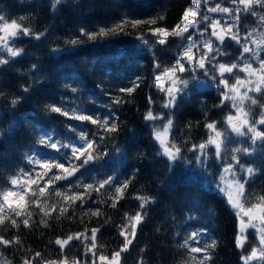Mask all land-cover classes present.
Segmentation results:
<instances>
[{
  "label": "trees",
  "instance_id": "trees-1",
  "mask_svg": "<svg viewBox=\"0 0 264 264\" xmlns=\"http://www.w3.org/2000/svg\"><path fill=\"white\" fill-rule=\"evenodd\" d=\"M229 1L210 0V6L220 3L222 7H227ZM190 5L191 0H78V3L65 0L53 11L50 0H0V15L17 20L35 32L47 29L40 40L27 37L17 39L11 46L23 49L21 56L14 58L12 67L0 70V90L7 93L0 98V188L5 185L11 187L5 169L17 172L21 168H33L24 158V153L29 150H32L33 154L38 153V158L52 162L48 158L56 157L57 153L41 144V140L46 139L47 135L51 134L55 139L71 138L75 143L76 134L69 131L65 125L74 124L76 128L86 127L89 130L95 128L91 124H81L74 119L48 111L47 105L53 102L59 105L62 98L72 97V87L78 90V97L69 99L65 105L70 109V114L72 109L79 108L82 112L96 111L106 116L108 112L101 105L111 104L113 96L130 101L122 105H111L118 113L119 120L123 122L121 132L115 140L123 150V155L111 152L91 164L90 170L84 172L85 181L91 182L93 178L98 180L107 175H114L118 180H123L131 175L134 168L141 169L129 186L126 198L119 202L116 209L101 204V198L96 192L92 193V198L97 200V203L89 200L85 205L86 209L102 208V213L112 220V223L105 225L101 230L102 234H98L97 255L110 256L121 246L123 238L119 237V230L114 225L122 222L121 218L125 212L134 213L137 210L139 201L135 199L136 196L147 195L156 200L137 238L130 245L129 251L123 254L126 264H136L141 256L143 264H185V261L190 264L189 256L184 255L187 250L180 248L177 242L182 243L187 231L201 225L206 226L218 241V246L212 253V264H241V250L235 247L236 217L223 197L209 189L207 180L211 177L201 176L195 169V163L191 166L177 164L169 173L167 160L156 155L159 148L152 138V125L159 127L167 117L147 125L143 120L149 107L153 108L154 113L161 115L169 111L163 108V93L152 84L153 53L149 48L155 51L163 70V67L174 63L177 46L181 44L178 37H169L167 50H163L165 46L155 44L157 37L151 35L148 29L156 26L173 28L179 22L184 9ZM202 9L207 10V7L202 4ZM158 14L163 15L164 19L158 20L157 25L141 24L133 28L128 24L124 33H109L95 41L83 37L81 39L85 42L75 48L65 43L79 37L82 28L99 31L102 27H112L124 16L146 20ZM21 16L25 17L23 21L19 19ZM256 22V17L249 16L242 20L241 27L251 30L255 28ZM260 31L264 29L256 28L258 35ZM141 32L149 41L148 45H143L137 39ZM241 35H244L243 31ZM196 38L194 34L193 39ZM229 43L231 47L228 52L234 60L239 55L238 46L234 42ZM57 47L68 50L52 52V49ZM33 64L38 66V72H30ZM236 75H239V72H236ZM29 76L33 80L37 77L41 79L26 94L21 89L30 83ZM137 76L141 77L140 87L136 88L131 96L118 91L121 86L132 87L133 78ZM233 78L235 77H230L229 82ZM186 93L173 110L174 127L169 135L181 139L189 136L191 139H182V142L190 145L206 140L204 124L207 121L215 120L220 128L226 129L224 118L230 110L228 105L222 109L215 107L219 104L220 97L214 87L209 88L196 81H190ZM12 96L24 97L15 109H12L10 103ZM149 96L154 99L152 105L148 104ZM259 96L260 94L256 93L252 97ZM261 104H264V98L259 99L258 104L253 106L260 107ZM204 111L208 112L207 117ZM189 124L191 128L186 127ZM129 129L134 131L135 135H132ZM229 135L233 140V143L228 145L229 149L242 146L238 143L242 139L234 138L230 132ZM244 159L246 161V158ZM261 163H264V155L258 154L256 165ZM210 171L219 173L215 161ZM64 183L66 182H56L54 187L59 189ZM246 190L249 198L245 207H248L256 202L258 195H264V175L257 174L255 183L246 185ZM39 196L37 191L36 197ZM45 197L46 203L40 205L42 208H50L51 205L63 202L61 197L56 196L55 191H46ZM43 199L45 198L42 197L41 200ZM104 199H107V196ZM193 201L199 204L195 215L201 219L199 222H185L182 217L189 214L188 210ZM75 207L76 214L72 219L64 216L57 219L59 213H53L48 218L49 226L46 228L41 223L43 213L33 204L31 232L22 225L19 230L11 228L10 225L7 231L0 229V234L6 237L20 235L23 248L27 251L17 252L15 246L11 249H3L0 246V256L6 261H11V264H20L22 257L33 256L37 251L44 258L41 264L62 258L51 241L57 236L82 232L86 227L90 229L103 223V220L92 216L90 212L85 214L79 208V202ZM209 209L214 211L212 219L207 215ZM72 210V207H69L68 215L72 214ZM170 216L177 218L176 226L169 223ZM156 227H160L161 231L156 232ZM246 235L250 242L246 247L247 251H250V245L255 241L251 232L247 231ZM74 243L77 246L67 250L68 258L82 260L85 249L79 242ZM141 249H144L143 253ZM91 258L89 254L88 259Z\"/></svg>",
  "mask_w": 264,
  "mask_h": 264
},
{
  "label": "snow or ice",
  "instance_id": "snow-or-ice-1",
  "mask_svg": "<svg viewBox=\"0 0 264 264\" xmlns=\"http://www.w3.org/2000/svg\"><path fill=\"white\" fill-rule=\"evenodd\" d=\"M53 11L57 6L64 3L65 0H50ZM78 3V0H74ZM234 8L222 7L220 3L210 6V0H203V6L207 7V13H223L224 15L214 18L202 11L201 0H191V5L186 7L180 16L179 22L171 29L163 26L150 27L148 31L151 35L157 37L155 44L165 46L167 50L169 37H178L181 44L177 46V52L174 63L171 66L163 67L156 58V53L152 48L149 51L153 53V74L152 84L163 96V108L168 109L166 113H154L153 108L149 107L143 120L147 125L149 122L162 120L167 117L166 122L159 127L152 125V138L159 146L160 150L156 155L165 157L169 173L177 164L195 167L201 176L211 177L207 180L209 189L222 196H226V202L230 208L235 210L237 218V230L235 237V247L241 250L240 259L242 264H264V195H258L256 202L245 207L248 203L249 193L246 185L254 184L257 174L264 175V163L259 166L256 161L259 155H264V104L260 105L261 111L258 114L250 116L251 109L245 111V100H250L251 105H257L259 99L264 98V31H260L258 37L256 28L264 29V0H231ZM242 6V7H241ZM244 15H241V14ZM249 16L256 17L255 28L242 29V20ZM21 21L25 17L19 18ZM164 16L158 14L156 17L142 20L124 16L115 25L110 28H100L99 31H89L81 29L79 37L66 41L67 45L75 48L85 41L81 38L86 37L89 41H95L109 33H124L128 24L133 28L141 24L157 25L158 20H163ZM223 21V23L221 22ZM0 70L10 68L13 65L14 58L21 56L23 49H17L11 46L17 39L24 37L40 40L47 32V29L41 32H35L32 28L23 26L17 20H10L9 17L0 15ZM244 35H241V32ZM196 34L200 37L193 39ZM257 37V38H254ZM137 39L143 44L148 45L149 41L145 39L143 32ZM187 41V43H183ZM229 42H234L238 46L239 55L233 57L228 52L231 47ZM251 45H255L252 47ZM68 49L53 48L52 52H63ZM6 53V54H5ZM255 60L259 65V80L253 83L250 77L257 75V70L253 69L250 61ZM38 72V66L33 64L30 72ZM248 73L249 79H241L236 72ZM189 74L187 77L185 74ZM201 76L203 79H201ZM235 77V84H229V78ZM41 77L35 80L29 76L30 83L22 86L24 93H29L36 83L40 82ZM141 77L133 78V86H121L118 91L127 93L129 96L140 87ZM190 81H196L205 87H214L219 94L220 102L215 105L217 108L227 107V101L232 102L236 114H229L226 117V123L231 133L236 137L245 138L238 143L242 146H233L229 149L228 145L233 143L228 129H222L217 121L210 120L204 124L207 133V139L190 145L183 143V140H189L191 137L184 136L182 139L169 135L174 127L173 110L178 106V101L188 89ZM241 88L246 91L241 92ZM255 91L259 97L249 96L248 93ZM72 97L62 98L57 105L53 102L47 105L48 111L64 116L68 119H74L81 124H91L94 129L89 130L86 127L76 128L74 124H67L65 127L76 134V142L71 138L55 139L51 134L46 139L41 140V144L46 149L54 150L56 157H49L47 160L38 158L39 154H33L32 150L24 153V158L33 168H21L17 172L5 169L9 175V184L0 188V229L8 230V225L13 229L23 228L31 232L32 205L40 208L43 213L41 223L48 227V218L53 213L58 212L60 216L72 219L76 214V205L79 202V208L88 212L92 216L99 217L103 223L92 228H85L82 232H75L66 236H57L54 244L59 250L62 258L47 261L46 264H126L124 253L129 251L130 245L137 238L143 224L146 223L151 207L156 203L154 197L136 196L139 201L138 208L134 213L125 212L121 223L114 226L119 230V237L123 238L121 246L113 251L110 256L97 255V247L101 230L112 223L111 217L102 213V208H85L89 200L97 203L92 198V193L96 192L101 198V204H107L113 209L117 208L119 202L126 198V192L132 184L134 177L141 171L134 168L129 177L118 180L114 175L101 176L98 180L93 178L91 182H86L84 172L89 171V166L111 152L123 155L120 145L115 142L123 127V122L119 120L118 113L112 109L111 105H122L129 103L120 96H113L111 104H103L102 108L107 110L108 115L101 112L84 111L79 108L70 109L65 107L69 99L78 97V90L72 87ZM7 93L0 90V98ZM109 95H112L109 93ZM239 97V99H237ZM24 99L23 96H12L11 107L16 106ZM148 104H154L153 97L149 96ZM203 104V101L201 102ZM205 117L208 112L204 111ZM258 115V118H255ZM186 127L191 128V124ZM132 135L135 132L129 129ZM111 142V143H109ZM214 149V152L211 150ZM191 153V155H189ZM246 158V161L245 159ZM43 161V162H42ZM213 161L219 168V173L210 171ZM55 169L56 171H53ZM62 173V174H61ZM79 173V175H77ZM218 176V178H217ZM26 177V178H25ZM66 182L61 188H55L56 182ZM24 185H27L26 187ZM214 185V187H213ZM35 186V188H33ZM52 186V187H50ZM235 189V192L232 189ZM40 196L36 197V192ZM46 191H55L57 197L62 198V203L51 205L50 208L40 207L41 203H46ZM107 196V199L104 197ZM35 197V199H33ZM44 197L45 199L41 200ZM111 203H108V201ZM69 207H72V214L68 215ZM199 210V204L191 202L189 214L183 216L185 222H199L201 219L195 213ZM258 214V215H254ZM208 218L214 217V211L208 210ZM247 218V219H246ZM259 221V226L253 223ZM177 218L169 217V223L176 226ZM249 227L256 229L258 243H251V250L247 251V245L250 244L246 230ZM156 232L161 228L156 227ZM90 233V235H89ZM179 235V232H177ZM90 241L91 243H86ZM79 242L85 249L82 260H69L67 250L76 247ZM179 247L186 249L184 255L189 256L190 264H212L213 251L218 246V241L209 233L206 226L201 225L198 228L187 231L183 237V242H177ZM0 246L3 249L16 247L17 252L27 251L23 248V241L20 235L6 237L0 234ZM102 246V245H101ZM144 252V249H141ZM91 254V260L88 259ZM43 256L40 252H35L33 256L22 257L20 264H41ZM0 264H11L0 256ZM136 264H143V257L137 260ZM189 264V261H185Z\"/></svg>",
  "mask_w": 264,
  "mask_h": 264
},
{
  "label": "rangeland",
  "instance_id": "rangeland-1",
  "mask_svg": "<svg viewBox=\"0 0 264 264\" xmlns=\"http://www.w3.org/2000/svg\"><path fill=\"white\" fill-rule=\"evenodd\" d=\"M201 4H203V0H201ZM227 7H229V8H234V7H236V5H233V4L231 3V0H230V1L228 2V6H227ZM241 7H242V6H241ZM202 11H203L204 13H207V10H206V9H202ZM207 14L210 15V16H212V17H214V18H218V17H221V16L224 15L223 13H219V12H217V13H207ZM221 22L223 23V21H221ZM2 26H3L2 23H0V27H2ZM256 33H258V32H256ZM196 37H197V38L194 39V40H198V39H200V37H199L198 35H196ZM257 37H258V34H257ZM257 37H254V38H257ZM184 43H187V41H184ZM251 46H252V47H255V45H251ZM250 63H251L252 68L257 70V75H254V76L250 77L251 81H252L253 83H255V82H258V80H259V69H260V65H259L255 60H251ZM237 72H239V71H237ZM188 75H189V74L186 73V76H188ZM238 76H239L241 79H249V77H248V73H246V72H239V75H238ZM235 82H236V81H235V78H233V79L229 82V84H230V85H231V84H235ZM201 85H202V84H201ZM240 91H241V92L246 91V88H241ZM248 94H249V96H253L254 94H256V92H255V91H252V92H250V93H248ZM163 96H164V94H163ZM237 99H239V97H237ZM227 105H228V108H229V110H230V113H229V114L235 115V114H236V110H235V108L232 107V102H231V101H227ZM244 105H245V109H244L245 111H248L249 108L251 109V112L249 113L250 116L253 115L254 113H255V114H258V113L261 111V108H260V107H256V106L251 105L250 100H245V101H244ZM229 114H228V115H229ZM226 117H227V116H226ZM226 117L224 118V125H225L226 129H228V125H227V123H226ZM255 118H258V115H256ZM165 122H166V120L163 121V122L161 123V125L159 126V128H161V130H162V125H163ZM228 131L230 132L231 136H233L234 138L242 139V141L245 139V138H242V137H236L234 133H231L230 129H228ZM206 139H207V138H206ZM154 142L157 144V146H158V148H159V150H160V146H159V144H158L155 140H154ZM211 150L214 152V149H211ZM195 169H196V167H195ZM196 170H197V169H196ZM197 171H198V170H197ZM217 178H218V176H217ZM213 187H214V185H213ZM232 191L235 192V189L233 188ZM219 195H220V194H219ZM220 196L223 197L224 201L226 202V196H222V195H220ZM226 205L228 206V208H229V209L234 213V215H235V210L232 209V208H230V206L228 205L227 202H226ZM254 215H258V214H255V213H254ZM235 217H236V215H235ZM246 219H247V218H246ZM253 223H255L257 226H259V221H258V220H254ZM236 230H237V218H236ZM247 231H249V232L252 233V235H253V239H254L255 243H258L256 229L253 228V227H249V228L246 230V232H247ZM240 262H241V264H242L241 259H240Z\"/></svg>",
  "mask_w": 264,
  "mask_h": 264
},
{
  "label": "water",
  "instance_id": "water-1",
  "mask_svg": "<svg viewBox=\"0 0 264 264\" xmlns=\"http://www.w3.org/2000/svg\"><path fill=\"white\" fill-rule=\"evenodd\" d=\"M50 261V260H49ZM47 262V261H46ZM46 262L45 263H43V264H46Z\"/></svg>",
  "mask_w": 264,
  "mask_h": 264
}]
</instances>
